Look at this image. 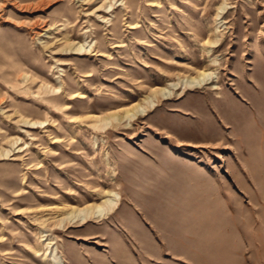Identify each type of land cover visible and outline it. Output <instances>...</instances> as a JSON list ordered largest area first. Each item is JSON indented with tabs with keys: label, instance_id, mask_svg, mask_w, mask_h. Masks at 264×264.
I'll list each match as a JSON object with an SVG mask.
<instances>
[{
	"label": "rangeland",
	"instance_id": "rangeland-1",
	"mask_svg": "<svg viewBox=\"0 0 264 264\" xmlns=\"http://www.w3.org/2000/svg\"><path fill=\"white\" fill-rule=\"evenodd\" d=\"M118 1L0 0V264H264V0Z\"/></svg>",
	"mask_w": 264,
	"mask_h": 264
},
{
	"label": "bare ground",
	"instance_id": "bare-ground-1",
	"mask_svg": "<svg viewBox=\"0 0 264 264\" xmlns=\"http://www.w3.org/2000/svg\"><path fill=\"white\" fill-rule=\"evenodd\" d=\"M78 1V0H76ZM84 1H88V0H80V3L78 6L82 7V2ZM94 1V0H93ZM105 1V0H103ZM117 0H107V7L105 8L104 11L110 12L113 8V5L115 4ZM104 2H102L101 4L97 5L95 7V10H100V8H102L104 6L103 4ZM86 4V2H85ZM117 5H125L126 4V0H119L117 3ZM79 11H85L82 8L79 9ZM94 13V10L89 11L87 14ZM98 18H100V20H106L109 18L105 17L103 15H98ZM66 23H68V18H66ZM93 44L94 42H90V41H86L85 39L83 41L77 40H71V39H67L66 40V45H68L69 49L72 50V52L74 53H78V54H82L85 52H91L93 50ZM207 73L208 71H206L205 68H198L195 74H188L187 76H185L184 78H181L180 80H176L174 82L170 83H166L165 85H160V86H154L153 89L151 90V92L149 93V95H146L143 98V103L137 101L134 102L133 104H131L128 107H123V108H118V109H114V110H110V115H107L105 117V120L109 119L110 117H115L116 115H118V111L119 110H123V115L128 116L129 114L134 115L135 113H142L144 110H146V108L148 106H151L152 103L154 102L152 100V97L155 98V96H164V95H169L171 93H173V88L177 86L178 83L179 86L178 88H181L182 90L184 88H195L198 87L200 85H202L203 83H205L207 81ZM30 74L27 71H24L23 73V79H26ZM184 80V83L182 82ZM57 80V85L53 86L51 88V90L58 92L62 90L63 87V83L60 79H58L56 77ZM170 85V86H169ZM261 86V85H260ZM209 88H217L216 86L213 85H209ZM179 92V91H178ZM178 92H175V94H177ZM72 96H76L79 95L80 97H83L84 95L80 92H76L74 91L73 93H71ZM25 123L28 124V126H36L37 124L41 125L43 124V120H39V119H25L24 120ZM216 137V135H214ZM16 141V139H13V142ZM7 150V149H6ZM8 151V150H7ZM118 204V192L112 190V189H107L105 190L104 193V197L103 199L98 202V203H87L82 207H78V206H72V209L68 212L67 216L70 219H74L77 218L79 221H85L86 219H88L89 217H103L105 216L110 210H112L113 208L116 207V205ZM56 248L54 247V249L52 250V259L54 261L55 264H61V260L59 258V256L56 253Z\"/></svg>",
	"mask_w": 264,
	"mask_h": 264
}]
</instances>
